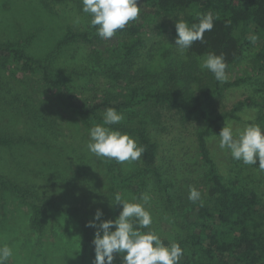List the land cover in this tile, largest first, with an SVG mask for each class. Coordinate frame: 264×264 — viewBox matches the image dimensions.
<instances>
[{"label":"rangeland","instance_id":"1","mask_svg":"<svg viewBox=\"0 0 264 264\" xmlns=\"http://www.w3.org/2000/svg\"><path fill=\"white\" fill-rule=\"evenodd\" d=\"M137 6L141 9L135 20L141 26L138 34L141 45L131 56L130 70L122 66L129 64L121 60L117 51L119 38L101 39L90 25V17L83 13L82 3L0 0V46L22 43L27 54L43 60L67 30L88 32L90 43L65 46L53 64L54 70L61 72L60 81L81 104H90L107 92L117 95L128 84L146 89L166 88L172 83V76L182 73V65L188 60L195 61L197 75L206 78L208 71L199 67L204 56L189 57L187 50L182 54L175 47L169 30L177 21L155 15V8L148 7L145 1ZM257 50L255 45L247 46L240 62L227 70V79L245 81L226 89L222 99L215 100L219 112L230 111L245 98H259L264 70H259L255 62ZM113 69H125L121 73L124 85L107 78L104 72ZM122 114L121 122L135 127L144 124L149 137L158 144L155 169L173 184L169 190L171 203H167L153 179H143L141 197H148L145 207L153 220L148 229L166 246L178 243L184 252L182 259L189 257L191 252L183 243L184 214L191 202L189 189L195 188L201 197L206 192V167L195 140L197 126L183 124L180 115L158 106ZM237 115V119L223 123L231 126L234 134L250 124L259 125L257 108L245 107ZM88 131L83 119L49 92L39 78L0 71V137L11 141L9 146H0V175L41 199H51L62 207L82 208L90 221L96 210H101V220L95 221L98 225L118 216L109 196L107 159H97L88 152ZM206 143L223 178L255 189L264 201V171L259 170L258 162L253 166L234 160L227 149H220L219 137L209 136ZM141 164L142 160L118 165L125 175ZM121 196L132 203L143 202L127 190H122ZM30 216L28 205L8 192L2 194L0 245L7 244L13 249L7 264H93V245L84 239L79 218L51 212L44 218L43 232L37 233L29 226ZM114 257L113 264H122L121 255Z\"/></svg>","mask_w":264,"mask_h":264},{"label":"trees","instance_id":"2","mask_svg":"<svg viewBox=\"0 0 264 264\" xmlns=\"http://www.w3.org/2000/svg\"><path fill=\"white\" fill-rule=\"evenodd\" d=\"M54 1L82 3V0ZM141 1H145L148 7L155 8V15L174 18L176 21L182 19L189 26L199 23V18L207 13H212L215 17L213 29L204 33L205 43L197 41L187 49L189 57H202L209 52L223 54L227 72L240 62L247 46L255 45L258 48L255 62L259 70H264V0H138V4ZM140 30L141 26L132 21L124 29L117 30L112 37L119 38L117 51L121 53V60L129 64H122L127 70L131 69V56L141 45L138 38ZM169 34L176 38L175 25L170 26ZM74 42L90 43L88 32L67 30L43 60H36L27 54L22 43L5 44L0 46V71L13 76L39 78L49 92L83 119L89 129L103 123L100 113H104L107 108H113L118 113L133 114L135 110L156 106L180 115L183 124L197 126L195 140L200 159L206 167V192L201 197L202 203L191 201L185 211L186 236L183 243L191 255L181 258L180 264H264V201L255 189L227 182L211 158L206 143L209 136L219 134L227 119H237V113L245 107L258 109L257 124L264 130V81L260 84L258 99L248 97L235 103L230 111L219 112L215 100L222 99L226 89L239 86L245 80L226 78L221 83L210 72L206 78H200L196 62L188 60L182 65V73L178 77L172 76V83L166 88L146 89L128 84L117 95L107 92L90 104H81L60 81L61 72L53 68L62 49ZM124 72L125 69H113L104 73L109 80L124 85ZM108 127L134 137L137 145L145 148L141 157L142 164L125 175L121 174L115 160H107L110 174L109 196L116 215L119 216L122 206L116 204L115 195H121L122 190H127L140 198L145 177H151L161 197L171 203L169 190L173 188V184L163 179L155 169L158 144L149 137L144 124L135 127L120 122ZM10 144L9 139L0 137V146ZM5 192L29 206V226L35 232L42 233L44 218L51 212H56L79 218L84 239L92 243L94 228L86 227L90 220L82 208L62 207L51 199H41L34 192L0 175V200ZM142 231L147 232L149 229Z\"/></svg>","mask_w":264,"mask_h":264},{"label":"clouds","instance_id":"3","mask_svg":"<svg viewBox=\"0 0 264 264\" xmlns=\"http://www.w3.org/2000/svg\"><path fill=\"white\" fill-rule=\"evenodd\" d=\"M138 0H82V11L90 17V25L95 28L101 39L112 38L117 30L124 29L129 22L135 21L141 9ZM215 17L211 12L199 18V23L191 26L182 19L175 23V47L183 54L194 42L205 43L204 33L214 27ZM201 71L210 72L214 79L223 83L226 80L227 64L223 54L207 53L201 60ZM124 120V115L113 108L105 109L103 123L91 127L88 131V152L97 159L115 160L118 164L140 161L145 152L143 146L128 134H122L110 127ZM220 149H227L234 160L244 165H257L264 171V130L259 125L250 124L234 134L231 126H223L218 135ZM116 204L122 206L117 219L100 221L103 213L97 209L93 220L86 227L96 228L92 241L94 250L93 264H113L114 254L122 256V264H180L184 255L178 243L165 245L160 237L149 228L152 224L151 213L145 205L148 197L142 196L141 203H132L120 194L114 197ZM135 199V198H134ZM188 199L201 201V193L195 188L189 189ZM202 203V201H201ZM115 228L114 231L110 229ZM13 256V249L0 245V264H7Z\"/></svg>","mask_w":264,"mask_h":264}]
</instances>
